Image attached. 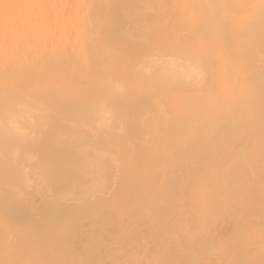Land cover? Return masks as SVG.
Segmentation results:
<instances>
[{
	"label": "bare ground",
	"instance_id": "obj_1",
	"mask_svg": "<svg viewBox=\"0 0 264 264\" xmlns=\"http://www.w3.org/2000/svg\"><path fill=\"white\" fill-rule=\"evenodd\" d=\"M180 144L233 159L157 188L148 161ZM178 199L225 207L228 234L190 246L148 210L143 228L140 201ZM90 208V242L70 240ZM0 264H264V0H0Z\"/></svg>",
	"mask_w": 264,
	"mask_h": 264
},
{
	"label": "rangeland",
	"instance_id": "obj_2",
	"mask_svg": "<svg viewBox=\"0 0 264 264\" xmlns=\"http://www.w3.org/2000/svg\"><path fill=\"white\" fill-rule=\"evenodd\" d=\"M25 11V10H24ZM26 14V11L23 12L21 15ZM28 14V13H27ZM26 14V15H27ZM20 13L18 14V17ZM26 15L24 18H26ZM28 16V15H27ZM21 18V17H20ZM21 20L24 22L26 19ZM21 21V22H22ZM22 22V23H23ZM180 148L184 149H192V152L190 154H183L184 152L181 151L182 154H179L178 152L171 154L170 156L166 158H155L151 161H148V163H158L161 162L163 166L167 169V173L163 177H155V183L157 185V188H163V189H172L174 187H187L188 191L191 188H197L198 186L195 185L197 183V178L199 177L200 174L203 172L207 171H212L215 169L218 165H225L229 166V164L232 162L233 157H229L225 154L222 153H208V152H203L204 150H208L211 148H220V145H214V144H180ZM186 149L184 151H186ZM234 161V160H233ZM142 163H145L146 161L141 159ZM177 170H182L183 175L186 177H179L178 180L174 176V174ZM196 177V178H195ZM195 178V179H194ZM211 178L206 176L202 180L201 184L207 185V187L210 185ZM74 184L77 182L74 181ZM78 184H82L85 187L90 184L89 180H83V182L79 181ZM37 190L35 192L38 193H44L47 191L45 188V184L43 180H40L39 184L36 185ZM105 187L100 186V187H94L93 190L90 191V194L97 192L101 193L100 190H103ZM65 189L61 188L60 186H53V191L56 192L57 194L63 195V191ZM82 196V190L78 189L75 190L72 194V197L74 198H79ZM190 209H186L183 200L178 199L174 200V203H170L169 207L167 204L160 202L159 200H152L151 204L148 207H144L142 202L140 201L139 206L137 207L138 211V218L139 215L140 217L144 220V226L143 228L148 231V227L151 225V222L145 219L143 216L144 212L148 210V214L153 216V223H162V218L164 214H167L169 217V221L172 225L175 226V236L179 239L184 236L185 232L187 229H190L191 232H193V241L190 243V246H198L201 242H203V239H209L210 235H213L214 238L218 239L221 237V235H225L227 233V230L229 228V224H227L225 216V207H220L217 206L216 204H209V203H204V202H199L196 203V205H190ZM15 211L14 214L16 213V217H20L24 220L26 218L30 217V213L27 211L26 208H22V206H15ZM210 212L211 215L213 214L211 218H208L202 226L198 227L196 223L194 222L195 219L197 220L198 217H200L202 214ZM93 214L95 212L90 209H81L77 213L76 216L73 218H70L69 220V226L71 231H76L78 227H80L79 233H74L72 238L70 240H76L82 244H87L90 242V236L88 235L87 232V225L89 224V220L91 217H93ZM58 215V209L57 210H47L44 209L41 213V218H43L45 221L52 222L55 221L56 216ZM191 218H194V221L191 220ZM191 221V223L187 222ZM232 226V225H231ZM188 227V228H186ZM33 229H37V225L35 224L33 226ZM78 231V230H77ZM228 234V233H227ZM145 234H142L138 241L139 243L143 242L144 240L146 241L148 237H145ZM206 236V237H205ZM208 236V237H207ZM213 236H211L210 240H214ZM205 239V240H206ZM207 239V241H208ZM209 240V241H210ZM208 241V243H209ZM205 242V241H204ZM233 242V240H232ZM142 243V244H143ZM207 244V243H206ZM210 245V244H209ZM212 245V242H211ZM209 247V246H208ZM78 249V248H77Z\"/></svg>",
	"mask_w": 264,
	"mask_h": 264
}]
</instances>
